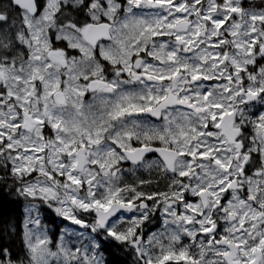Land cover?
<instances>
[{
    "label": "snow or ice",
    "instance_id": "6c2138e0",
    "mask_svg": "<svg viewBox=\"0 0 264 264\" xmlns=\"http://www.w3.org/2000/svg\"><path fill=\"white\" fill-rule=\"evenodd\" d=\"M0 264H264V0H0Z\"/></svg>",
    "mask_w": 264,
    "mask_h": 264
},
{
    "label": "flooded vegetation",
    "instance_id": "af4514ba",
    "mask_svg": "<svg viewBox=\"0 0 264 264\" xmlns=\"http://www.w3.org/2000/svg\"><path fill=\"white\" fill-rule=\"evenodd\" d=\"M52 218H55V217H54V214H52Z\"/></svg>",
    "mask_w": 264,
    "mask_h": 264
}]
</instances>
